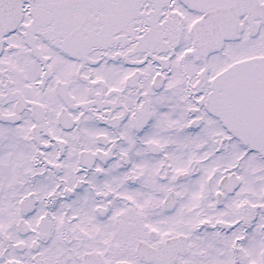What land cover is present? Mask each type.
Returning a JSON list of instances; mask_svg holds the SVG:
<instances>
[{"label": "snow or ice", "instance_id": "1", "mask_svg": "<svg viewBox=\"0 0 264 264\" xmlns=\"http://www.w3.org/2000/svg\"><path fill=\"white\" fill-rule=\"evenodd\" d=\"M0 264H264V0H0Z\"/></svg>", "mask_w": 264, "mask_h": 264}]
</instances>
